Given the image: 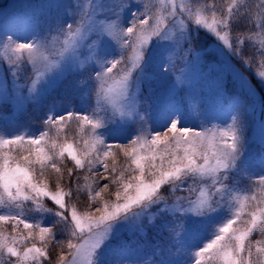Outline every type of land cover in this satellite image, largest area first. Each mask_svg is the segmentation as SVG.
<instances>
[{"label": "snow or ice", "instance_id": "6c2138e0", "mask_svg": "<svg viewBox=\"0 0 264 264\" xmlns=\"http://www.w3.org/2000/svg\"><path fill=\"white\" fill-rule=\"evenodd\" d=\"M153 4L157 6L154 8ZM134 6L138 11L131 12L127 26L119 13L114 20H101L107 6L87 0L77 5L80 18L75 28L67 22L58 25L63 39L54 36L49 41L34 35L30 40L18 42L7 34L0 38V62L6 63L8 72L16 77L24 68H31L29 93L37 103L59 79L49 78V73L60 66V59L91 41L88 57L80 67L90 65L95 75L81 81V85L88 89L94 83L96 97V106L90 114L83 104L80 111L66 114L54 104L44 120L45 129L38 134H0V227L12 222L14 233L9 235L0 230V261L7 256L15 257V264H44L51 259L49 245L55 243L68 249L67 253L60 252L56 264H117L109 256L126 258L121 234L137 226L143 231L145 216L147 223L155 226L156 214L149 210L154 205H163L156 209L161 216L187 219L190 224L185 226V232L199 226L208 237L207 242L190 253L188 264H264V241L253 245L250 240L253 233L264 235V175L258 176L255 183L259 187L250 195L228 183L232 176H251L252 160L239 115L233 114L231 123L225 126L197 130L186 126L185 113L173 106L162 114L163 131L147 130L141 123L135 135L128 136L127 143L108 142V138L129 132L127 125L144 121L138 107V93L132 89L151 80L158 58L161 65L167 62L163 52L154 50V44L166 43L171 47L177 30L181 38L191 40L186 20L213 34L229 51L233 50V24L247 21L255 30L237 36L234 54H241L245 40L254 45L259 37L257 51L264 57V0L255 5L256 11L247 0H230L222 15L214 3L193 7L191 0H149ZM141 7L143 10L139 11ZM108 40L118 45L119 58L114 55L108 58L112 55L105 47ZM49 43L60 45L57 59L51 58ZM244 63L251 67L248 59ZM261 66L264 67V60ZM256 75L264 83V70H258ZM109 111L111 116L107 119L99 115ZM73 118L79 125L78 139L63 138L60 142L58 138ZM109 124L111 128L107 127ZM52 129L55 136L49 134ZM100 129H106L107 136ZM17 149L21 152L19 157L14 155ZM118 152L125 157L123 166L118 163ZM65 156L77 170L87 168L93 173L96 169L93 175L109 181L94 189L93 184L98 181H90L85 175L83 188H78V191L87 190L90 208L97 201L100 206L80 212L74 204L66 203L65 198H70L72 191L65 190L60 183L63 179L60 165ZM260 166L264 170V157ZM47 169L59 174L55 191L50 190L47 179L43 178ZM67 171L72 177L73 169ZM110 184L117 186L113 201L103 196ZM169 185L170 194L188 191L197 193L196 197L175 196L173 203L168 204L161 190ZM45 199L56 206L55 211L45 207ZM26 201H31L39 213L55 216L53 225H45L43 216L34 223L25 219L22 211L13 212V208L21 209ZM56 224L62 225L66 241L58 239L53 232ZM20 225L27 235L17 232ZM31 241H38L39 246ZM26 242H31V246H25Z\"/></svg>", "mask_w": 264, "mask_h": 264}, {"label": "rangeland", "instance_id": "374dc122", "mask_svg": "<svg viewBox=\"0 0 264 264\" xmlns=\"http://www.w3.org/2000/svg\"><path fill=\"white\" fill-rule=\"evenodd\" d=\"M85 2L87 0H0V38L7 34L18 42L30 40L34 35L49 41L54 36L63 39L57 30L58 25L67 22L75 28L80 18L77 5ZM97 2H103L107 6L103 10L101 20H114L115 14L119 13L125 22L124 26H127L126 21L132 18L131 12L138 11L134 5H143L149 3V0H97ZM130 5L132 7L129 8ZM121 6L124 8L123 11ZM156 6L153 4L154 8ZM142 10L141 7L139 11ZM186 23L188 31L191 32V40L181 38L177 30L176 40L172 42L171 47L166 43L159 46L154 44V50L157 53L163 52L164 60L167 62L161 65L158 58V66L153 69L154 75L151 80H146L139 88L132 89L138 93V107L140 114L145 117L144 121L137 120L127 125L129 132L122 137L108 138V142L127 143L128 136L130 134L134 136L141 123L147 130L163 131L165 121L162 114L173 106L185 113L186 126L197 130L225 126L231 123V116L237 114L242 122L243 136L252 160L251 176H232L228 183L235 184L238 190L250 195L256 186L258 176L264 175V170L260 166V159L264 157V103L252 79L232 57L233 50L229 51L213 34L197 28L191 21L186 20ZM171 24L169 21L170 26ZM234 38L236 41L237 37ZM89 43L91 41L82 43L78 51L69 52L60 59V66L49 73V78L59 79L49 89L48 94L40 98L41 102L50 93L62 89L64 100L56 104L62 110V114L80 111L81 104L89 114L92 112L96 106L95 84L92 83L88 89H84L81 81L87 80L95 73L90 65L80 67L85 64L88 57ZM246 43L249 42L245 40L244 44ZM255 44L260 47L259 39ZM105 47L112 53L109 59H112L113 55L119 58L120 50L115 41H106ZM59 48L58 43H49L48 49L52 59L58 58L56 53ZM116 71L118 70H114ZM31 80L30 67L24 68L14 77L7 71L6 63L0 62V112L4 113H0V134H38L45 129L44 120L49 108L54 104L40 114L39 120L34 119L31 123L22 124L15 119L26 106L38 107L41 104L29 93ZM99 115L107 119L111 112H101ZM107 127L111 128L112 125L109 124ZM99 131L107 136L106 129ZM189 183L198 185L200 181ZM170 187L166 186L161 192L168 196L163 197L168 204L173 203L175 196L195 199L197 194L181 191L173 195L169 193ZM51 203L47 199L44 200L45 207L55 211L56 206ZM50 204L51 207L48 206ZM162 206L154 205L149 210L150 213L156 214L155 226L148 224V217L145 216L142 218L143 231L137 226L121 234V244L127 249L126 258L119 259L110 255L111 261H116L117 264H160L161 261L164 264H188L190 253L201 247L202 242H207L208 237L199 226L185 232V226L190 224L187 219L171 215L161 216L156 209ZM20 211L23 212L25 219L34 223L43 216V223L47 226H51L57 219L50 213L42 214L36 211L31 201L24 202L21 209L13 208V212ZM259 235L255 242L264 241V235ZM15 260V257L5 256L0 264H9V261L15 264Z\"/></svg>", "mask_w": 264, "mask_h": 264}, {"label": "trees", "instance_id": "16d2710c", "mask_svg": "<svg viewBox=\"0 0 264 264\" xmlns=\"http://www.w3.org/2000/svg\"><path fill=\"white\" fill-rule=\"evenodd\" d=\"M192 1V6L196 7L201 3H214L216 10L219 14H223L224 10L227 7V4L230 2V0H191ZM248 5L253 9V11H256L255 5L259 3V0H247ZM255 29L247 22V21H242L238 24H233L232 29H231V36H232V42H233V54L232 57H234L235 61L239 65L240 68H243V70L248 74L250 79H252V82H254L257 90L260 93L261 100L264 103V84L257 79V71L258 70H264V67L261 66V61L264 60V57L259 55L257 49L259 46L256 44H251V43H246L243 44L242 46V51L240 55L234 54L237 51V45L234 37H237L238 35L244 34L248 31H254ZM259 39V37L257 38ZM248 59L250 61L251 67H249L247 64L244 63V60ZM73 95V94H72ZM64 100V94L62 95V89L50 93L47 98H45L41 104L38 107H33L32 105L26 106L21 113L15 117L18 122L25 124V123H31L35 120L40 119V114L44 113L47 111V107L52 105V104H59ZM4 114L3 112H0ZM78 131H79V125L78 122L76 121L75 118L72 120L68 121L64 132L60 138V142H63V138H67L69 140L75 141L78 139ZM51 136H55V130H51L49 132ZM123 143V142H122ZM82 147V145H80ZM23 154H27L26 152ZM17 157L21 155V152L19 149H17L14 153ZM118 155V163L119 165L123 166L125 164V157L121 153H117ZM109 164H111V160L108 161ZM62 168V174H63V179L60 181L61 186L65 188V190H71L72 191V196L70 198L66 197V203L71 206L75 205L78 211L84 212L86 210L91 211L95 207L100 206V202L97 201L95 204L91 205V208L89 207V200H88V193L87 190L83 191H78V188H83L85 184L84 177L87 175L89 177L90 181H98V183L93 184L94 189H98L102 187L104 184L109 183L108 180H100L99 176L93 175L94 172L97 170L94 169L93 173H89L87 171V168L82 169V170H77L74 167V163L65 156L63 164L60 165ZM68 168L73 169V175L72 177H69L68 175ZM102 171V169H100ZM59 174L54 173L51 169L45 170V176L43 177L44 179H47L49 188L52 191L56 190V182H57V177ZM37 179H41L39 176V169L37 167ZM259 185L254 187L258 188ZM117 186L116 185H111L109 186V189L103 193L104 199L108 201H113L115 199L113 193L116 191ZM162 192V190H161ZM161 195L164 198H168L166 193H161ZM46 203H49L48 201H45ZM54 205L53 203H51ZM51 204L48 205L51 207ZM53 225V224H52ZM0 230L5 231L9 235L14 234L12 230V222H8L4 224L2 227H0ZM35 231V230H34ZM17 232L22 233L24 235H27V232L23 229V226L20 225L17 228ZM53 232L56 233L58 239H63L66 241L67 235L62 233V225L56 224L55 227L53 228ZM260 236L259 233H253V235L250 237V240L255 242V239ZM31 242H36L37 246H39L38 241H31ZM31 242H26L25 246H30ZM20 247V246H19ZM22 249V247H21ZM63 251L64 253L68 252V249L66 246H60L55 243H52L49 245V256H50V261H45L44 264H56L57 258L60 254V252ZM252 259L255 261L256 256L255 252H253V257Z\"/></svg>", "mask_w": 264, "mask_h": 264}]
</instances>
